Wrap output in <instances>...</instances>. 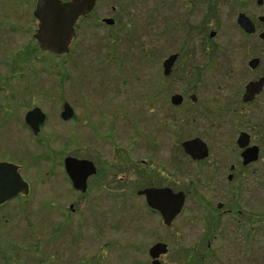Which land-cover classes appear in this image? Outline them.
<instances>
[{
    "label": "rangeland",
    "instance_id": "rangeland-1",
    "mask_svg": "<svg viewBox=\"0 0 264 264\" xmlns=\"http://www.w3.org/2000/svg\"><path fill=\"white\" fill-rule=\"evenodd\" d=\"M5 1L0 0V23L8 18L1 6ZM116 1L102 2L99 13L104 6L110 13ZM138 1L133 13L146 24L150 0ZM30 21L21 17L18 32L0 29L7 47L0 46V161L21 166L22 177L31 185L28 197L0 208V264H151L148 250L157 241L169 245L165 264H180L183 259H176L182 252L199 248L198 188L190 182L196 180L197 171L189 164L186 168L181 129L171 124L166 130L165 124L179 116L164 103L170 93L153 94L157 108L154 113L149 109L151 84L163 76L168 47L163 40L158 44L151 65L147 51L142 52L149 42L147 25L139 31L137 26L135 35L121 47L116 28L93 20V28L91 21L81 23L66 58L42 53L36 45L30 54L25 46L32 36L28 31L37 26ZM131 40L138 42V48ZM169 88L175 92L181 87ZM65 102L75 111L68 122L60 116ZM35 107L47 114L38 136L24 119ZM128 149L134 161L146 159L155 169H168L172 177L166 183L174 190L191 192L187 212L172 227H165L159 215L148 213L142 199L124 198L129 184L116 188V193L94 192L88 199L72 192L62 166L64 157L80 155L101 164L118 154L125 156ZM139 171L143 173V168ZM119 175L131 178L134 172L131 166H121ZM159 179L156 183L164 181L162 175ZM71 204L76 209L73 214ZM204 254L208 257L203 264H230L229 245L219 238ZM247 262L255 264V260Z\"/></svg>",
    "mask_w": 264,
    "mask_h": 264
},
{
    "label": "flooded vegetation",
    "instance_id": "flooded-vegetation-1",
    "mask_svg": "<svg viewBox=\"0 0 264 264\" xmlns=\"http://www.w3.org/2000/svg\"><path fill=\"white\" fill-rule=\"evenodd\" d=\"M37 1L6 0L1 5L8 17L5 22L12 19L19 22L21 17H26L37 25L34 17ZM104 1L97 0L91 12L80 17L76 38L81 23L91 21L93 28L95 20L108 28H116L117 44L123 47L128 43L127 38L135 35V28L138 26L139 31L143 24L148 26L149 42L147 49L145 45L142 47V52L147 51L149 64L156 61V47L162 40L169 49L162 62L163 76L157 79V84H151L149 109L154 113L157 108L153 94L170 93L168 98L164 97V103L168 102L179 116L165 124L166 130L173 124L185 135L180 146L186 157V168L189 164L197 171L196 180L190 182L193 188H198L197 223L200 227L198 250L180 252L176 260L183 259L180 264H203L208 257L204 253L209 252L219 238L229 245L230 264L236 261L251 264L247 260L264 264V0H150L146 24L133 13L138 9L134 4L136 0H117L110 13L107 6L99 13V5ZM4 28L9 29V26L4 25ZM36 30L37 26L28 31L32 36L26 41L34 46L38 45L34 38ZM131 42L138 48L137 41ZM0 46L7 48L1 32ZM125 51L128 53V49ZM119 63L121 66L125 60ZM174 84L179 85L180 90L169 91V86ZM74 116L75 113L69 121ZM153 119L156 122V118ZM194 140L197 141L193 146L196 152L189 153L184 144ZM153 145H158L156 140ZM130 153L128 149L125 156L118 154L101 164L88 157L68 155L94 165L95 172L87 177L84 192L77 190L68 177L67 156L64 157L62 166L74 195L88 199L94 192L116 193V188L120 190L129 184L128 194L122 193L124 198L142 199L146 211L159 215L165 226L161 214L150 208L146 196L140 193L150 188H170L185 196L177 219L182 217L187 212L191 192L174 190L166 183L172 177L168 169H155L146 159L134 161ZM121 166H131L133 177L119 175ZM139 167L143 168V173H138ZM161 175L164 181L156 183ZM69 211L76 212L73 204ZM219 230L223 233L219 234ZM160 242L167 245V252L157 260L165 264L163 257L170 253V248L165 241L153 245ZM149 257L153 264L150 254ZM223 258L225 256L221 261Z\"/></svg>",
    "mask_w": 264,
    "mask_h": 264
},
{
    "label": "water",
    "instance_id": "water-1",
    "mask_svg": "<svg viewBox=\"0 0 264 264\" xmlns=\"http://www.w3.org/2000/svg\"><path fill=\"white\" fill-rule=\"evenodd\" d=\"M97 0H38L34 17L38 20V28L34 34L42 51L56 56L70 53V46L79 28L77 21L93 9ZM110 22V20H107ZM179 98V97H176ZM74 110L69 103L64 104L62 119L70 120ZM46 121V114L41 108H34L25 115V122L34 135L40 132ZM196 140L184 144L189 153L196 152L193 147ZM195 156V155H194ZM65 170L77 190H86V179L95 172L94 165L87 160L73 157L65 159ZM29 184L19 173V167L8 162H0V206L17 197L19 194L28 195ZM146 196L147 204L158 211L166 226H170L182 212L185 196L183 192L175 193L170 188H150L141 192ZM167 252L165 243H156L149 250L153 264H159L157 258Z\"/></svg>",
    "mask_w": 264,
    "mask_h": 264
},
{
    "label": "trees",
    "instance_id": "trees-1",
    "mask_svg": "<svg viewBox=\"0 0 264 264\" xmlns=\"http://www.w3.org/2000/svg\"><path fill=\"white\" fill-rule=\"evenodd\" d=\"M4 25H8L10 30L20 29L19 22L15 21L14 19H12L11 22L2 21L0 23V29H2L4 27ZM25 46L28 49V51L30 52V54H33L35 52L34 49H32L34 47V45L31 42H29L28 45H25Z\"/></svg>",
    "mask_w": 264,
    "mask_h": 264
}]
</instances>
